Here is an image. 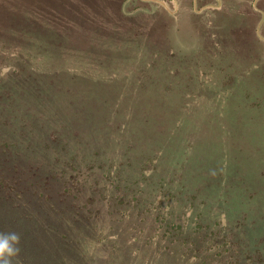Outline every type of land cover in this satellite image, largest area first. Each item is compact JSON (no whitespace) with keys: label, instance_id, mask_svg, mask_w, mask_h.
<instances>
[{"label":"rangeland","instance_id":"1","mask_svg":"<svg viewBox=\"0 0 264 264\" xmlns=\"http://www.w3.org/2000/svg\"><path fill=\"white\" fill-rule=\"evenodd\" d=\"M150 3L162 4L0 0V232L21 236L15 264H40L43 249L72 240L84 264H169L154 242L190 239L200 220L213 245L242 231L229 220L242 211L229 209L253 207L264 221V0H212L191 13L175 5L168 14ZM140 6L152 13L131 15ZM161 33L173 46L155 44ZM50 83L51 111L34 117L31 89ZM70 102L82 131L124 126L122 158L111 143L87 162L71 130L66 143L52 141L76 113ZM183 161L184 177L169 164ZM115 177L124 185L114 187ZM226 220L222 237L212 236ZM151 247V257H137Z\"/></svg>","mask_w":264,"mask_h":264},{"label":"trees","instance_id":"2","mask_svg":"<svg viewBox=\"0 0 264 264\" xmlns=\"http://www.w3.org/2000/svg\"><path fill=\"white\" fill-rule=\"evenodd\" d=\"M151 1H159L160 3H162V4H156V3H150V4H155L158 7L157 8L158 12L156 11L157 13L162 12L165 14H168V8L169 7L173 8L175 4L179 7H182L183 5L184 6L190 5L192 8L198 7L200 5L198 0H151ZM184 2L187 4H182ZM143 4H146V3H143ZM146 5H149V4H146ZM162 10H167V11L163 12ZM138 12L139 13L142 12L143 14L152 13V11H148V9H145V7H141V6L137 7L136 9H133L130 13L131 15H134V17H136L137 16L136 13ZM131 15L130 16L124 15V16L128 18V17H131ZM155 44H157V41H155ZM181 56L182 58L180 59V62H183L187 59L188 55L187 53L183 52L181 53ZM210 67H213V66H210ZM230 67H232L231 64L229 65L225 64L221 66V71H222L221 74L223 75L224 73H226L227 77L225 78L228 79L229 81H232L233 73L228 71V68ZM225 81L226 80L220 81L222 82L220 86L223 90H225L226 88L227 81L226 82ZM50 85L51 83L49 84V86L47 84L48 88L45 87V88L31 89V93L32 92L34 93L32 97L36 100V104H37V108H36L37 112L34 113V117L36 114L41 116L42 113L48 114V111H51L48 106H50L51 102L55 100L54 99L47 100V98L44 97V94L46 93V91L53 88ZM64 93L69 94V91L65 90ZM58 95L59 93H57L56 97H60ZM69 101H72V100L69 99ZM38 102H41L43 104L38 105ZM67 106L71 109V111L73 109H77L76 104H73L72 102L67 104ZM64 110L66 111V108ZM42 119H45V117H42ZM46 121H50V119H47ZM43 122H45V120L39 119V121H37L38 127L43 126L44 125L42 124ZM50 122L52 123V121ZM57 127L60 128L57 132V134L60 137L56 135V131H54L53 133L50 134L52 141L54 140L59 141L60 139H62V142L66 143L63 133L64 132L70 133V130H71V133L73 134V137L75 138V140L77 137L79 141L78 140L76 141L79 144H81L83 148H85L84 149L85 155L89 156V157H86L87 162L94 161L95 159H99V155L101 152H104L106 154L108 151V148H111L110 147L111 143L113 146L112 149H114V150H111V153H114L117 159L120 157L122 158V156L118 154V151L116 149L117 147L115 145L116 144L120 145L122 143L123 133L125 132L124 126L110 125L103 131V133L101 132L97 133L95 129L92 128L93 127L92 124L84 125V126L81 125V128L87 127L84 131H82L79 126V112L77 109L75 115L71 116V113H70V117L67 120V124H61L60 127L59 126ZM64 145L65 144H63L61 147L64 148ZM129 146L132 147V145L130 144V141H129ZM93 156H96V157H93ZM151 159L152 158H147L146 163L151 165L150 164L152 162ZM169 164L173 168H176L178 172L182 173L181 175L183 177L186 176L185 174L188 173L189 165H187L186 161L179 162L178 164H173V163H169ZM154 167H155V164H154ZM140 176L142 177L141 173H140ZM208 176H210L211 181H212L213 174L208 175ZM112 184L115 185L114 187H117L118 185L119 186L124 185V183L121 180H119L118 177H115ZM210 185H212V191H215L216 193L219 192L217 189V185L215 183L210 182ZM125 199H126L125 195H119V202L121 204L124 203ZM63 209L64 208L53 210L52 213L50 214L51 215L50 217H53L56 219L59 218V216H62L61 211ZM240 211H242V216L241 217L239 216L240 218L232 216V214L236 215ZM118 212L120 214V218H123V220L130 219V216L127 214L128 211L120 209ZM230 212L231 210L229 209L228 214L232 216V218L229 217V220L231 221L230 223H237L238 225H240V228L242 229V231H237L235 235L231 236L230 239L226 240L227 243L223 245H218V244L213 245L212 244L213 240L211 237L203 236L205 232V227L200 220L198 223H196V226L194 228H191L194 238L192 236V238L190 239H173V240H170V242H167L165 244H163L164 243L163 240H160L157 243L154 242V244L158 247L156 250H160V247H162V249L166 252L163 255L165 257H163L162 260L165 262L168 261L169 264H264V221L263 219L259 218L255 208L247 207L246 205H240L238 209H234L232 210L231 213ZM230 223L229 221L226 220L222 226V230L221 231L212 230L211 235L214 236V235L219 234V236L222 237L225 227L227 226V224H230ZM245 225L249 226L248 232L244 228ZM207 227L208 229H212V227L209 225H206V228ZM180 231L182 232V234H184L185 232L188 231V229L182 231L180 227ZM151 241H153V239ZM31 251H33V249ZM43 252L44 254H40L41 255L40 264H69L68 261H71L69 260L70 256L78 257L77 261L82 260L81 262H76L74 264H84L85 262L83 260H86V256H88L86 255V253H83L80 250V248L78 247V245H76V242L74 240H72V242L66 241L63 243V245L60 243L59 247H55L54 250L51 252L47 251L46 249H43ZM153 252H155V249L152 247L147 248V250L141 249V251L138 252L139 255H137V257H140L141 260H144V258H146L147 256L151 257ZM132 253L129 252V254L131 255ZM28 256L30 255L28 254ZM33 257H35V255ZM80 258H83V259H80ZM29 262L33 264H39L35 261V258Z\"/></svg>","mask_w":264,"mask_h":264},{"label":"clouds","instance_id":"3","mask_svg":"<svg viewBox=\"0 0 264 264\" xmlns=\"http://www.w3.org/2000/svg\"><path fill=\"white\" fill-rule=\"evenodd\" d=\"M18 232H0V264H15L21 252Z\"/></svg>","mask_w":264,"mask_h":264},{"label":"crops","instance_id":"4","mask_svg":"<svg viewBox=\"0 0 264 264\" xmlns=\"http://www.w3.org/2000/svg\"><path fill=\"white\" fill-rule=\"evenodd\" d=\"M199 1V6H202V5H204V6H207L210 2H212V0H198ZM182 4H187V3H182ZM176 5V4H175ZM174 5V7H173V9L175 10V12H177L178 13V10L176 9V6ZM17 7H19V6H17ZM186 8L187 7H189V8H187L186 10H187V12L188 13H191L192 11H193V8L190 6V5H188V6H185ZM19 9V8H18ZM14 11V10H13ZM15 14V12L13 13V15ZM11 15H8L7 17H10ZM162 37H161V39L159 40L160 42H157L158 44H160V43H162V41L161 40H163V42L165 41V43H166V45L167 46H173L172 45V42L167 38V40H166V38L163 36V34L161 35ZM252 37V33L251 34H248V35H245V38L243 39V43L247 40V39H250ZM253 41H254V39L252 40V46H253ZM162 45H163V43H162ZM240 46V45H239Z\"/></svg>","mask_w":264,"mask_h":264}]
</instances>
